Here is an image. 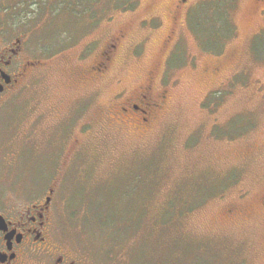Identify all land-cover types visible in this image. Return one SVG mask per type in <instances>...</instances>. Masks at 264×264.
<instances>
[{
  "label": "rangeland",
  "instance_id": "obj_1",
  "mask_svg": "<svg viewBox=\"0 0 264 264\" xmlns=\"http://www.w3.org/2000/svg\"><path fill=\"white\" fill-rule=\"evenodd\" d=\"M176 1L14 13L45 56L1 117L0 196L56 185L57 242L92 264H264V228L235 209L264 164V0ZM149 89L165 103L143 133L110 116Z\"/></svg>",
  "mask_w": 264,
  "mask_h": 264
},
{
  "label": "flooded vegetation",
  "instance_id": "obj_2",
  "mask_svg": "<svg viewBox=\"0 0 264 264\" xmlns=\"http://www.w3.org/2000/svg\"><path fill=\"white\" fill-rule=\"evenodd\" d=\"M202 1L193 4V0H177L175 6L193 11L207 0ZM43 2L0 0V135L1 117L8 97L23 87L26 79L43 66L45 56L40 45L34 46L33 37L22 28L18 29L29 28L24 23L30 19L15 18L14 13H22L26 9L39 12ZM119 11L132 9L124 7ZM121 36L100 52L99 60L92 67V74L100 77L108 71V64L123 41ZM158 98H161V103L152 97L151 89L148 93L142 90L127 103H114L108 112L114 120H117L116 114L121 122L128 123L134 132L138 130L143 133L151 125L154 111L164 107V97L160 95ZM59 118L53 121V126L59 123ZM55 191L56 185H52L43 196H0V264H92L87 255L57 242ZM238 201L245 205H238L235 209L264 228V164L253 176L251 186L240 190Z\"/></svg>",
  "mask_w": 264,
  "mask_h": 264
},
{
  "label": "trees",
  "instance_id": "obj_3",
  "mask_svg": "<svg viewBox=\"0 0 264 264\" xmlns=\"http://www.w3.org/2000/svg\"><path fill=\"white\" fill-rule=\"evenodd\" d=\"M115 235H117V234H114V235H112V236H115ZM200 260V259H199ZM199 263H200V261H199Z\"/></svg>",
  "mask_w": 264,
  "mask_h": 264
}]
</instances>
